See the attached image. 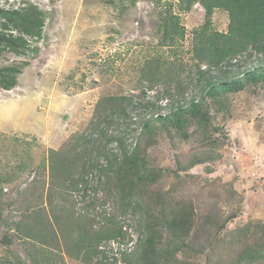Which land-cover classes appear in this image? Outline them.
I'll return each mask as SVG.
<instances>
[{
    "label": "rangeland",
    "instance_id": "1",
    "mask_svg": "<svg viewBox=\"0 0 264 264\" xmlns=\"http://www.w3.org/2000/svg\"><path fill=\"white\" fill-rule=\"evenodd\" d=\"M26 1L43 9L47 18L38 55L19 76L16 88L0 91V176L7 181L0 193V264L16 257L27 264H35L34 258L43 264V245L20 236L16 231L20 222L23 231L26 225L53 223L55 235L53 228L41 226L52 244L46 251L53 258H45V264H88L67 252L79 238L75 226L71 227L78 217L90 220L85 223L95 228L115 218L126 232L125 240L101 244L107 256L104 264H145L140 256L148 236L146 216L123 210L117 192L101 179L98 168L88 173L87 191H70V184L52 175L50 153L67 151L77 137L89 134L95 107L103 97H132V115L139 121L140 116L151 113L142 105L154 104L166 113L172 105L198 95L203 83L198 81L197 66L189 52L193 32L205 23V11L199 4L187 13L175 8L186 28V40L180 49L162 51L156 34L161 8L149 1L139 0L132 6L120 5L119 0H0V6L19 7ZM212 24L215 30L225 32L228 14L216 11ZM250 53L251 57L245 53L223 71L211 70L207 77L224 81L242 75L262 61L261 55ZM154 57L179 66L181 73L171 88L156 76L153 83L142 76L145 61ZM23 60L5 53L0 56V66ZM193 77L197 80L192 85ZM247 90L229 97L230 116L224 118L212 109L214 125L223 127L216 137H228L214 152L212 163L184 169L188 160L209 150L195 133L186 140L177 138L173 144L160 136L148 150L150 165L166 173L151 187L146 205L158 204V196L151 191H159L194 208L191 246L179 255L191 264H234L242 247L231 233L248 225H264V86L260 83ZM135 120L131 126L122 122L110 125L108 137L125 138L129 147L134 146L139 140ZM108 150L120 156L117 143L110 144ZM88 159L107 164L95 152ZM67 210L74 214L69 216ZM166 236L158 248L167 247ZM5 239L12 243L6 244Z\"/></svg>",
    "mask_w": 264,
    "mask_h": 264
},
{
    "label": "trees",
    "instance_id": "2",
    "mask_svg": "<svg viewBox=\"0 0 264 264\" xmlns=\"http://www.w3.org/2000/svg\"><path fill=\"white\" fill-rule=\"evenodd\" d=\"M139 0H119L120 5L129 3L136 5ZM161 8L156 34L160 50L175 51L183 47L187 31L182 24L179 13L190 12L193 6L199 4L205 11L204 25L193 32L190 56L197 66V77L203 83L200 93L193 96L189 102H179L170 107L168 112L163 113L157 105H142V108L150 109L148 117L132 115V97L107 96L101 98L94 110V118L89 125V134L77 137L74 146L67 151H52L50 153L52 175L57 176L63 183L70 184V191H87L88 173L94 168L100 172L101 179L112 185L119 198L123 210L131 213H140L148 223L145 226L148 235L143 240V250L140 260L145 264H191L180 259V254L186 252L191 244L189 237L195 226L196 214L192 205L176 198H166L161 192L151 191L154 197L158 196V204L146 205V196H151V187L157 186L166 171L162 168L152 167L149 161V148L154 145L161 136L169 143H175L177 138L188 139L192 134H197L203 145L209 150L195 155L188 160L184 169L191 170L200 165L212 163L215 160L214 152L223 145L226 137L216 134L223 130L220 125H214L212 109L226 118L229 113V97L247 89H255L261 83L264 86V0H146ZM216 11H224L228 14L229 24L225 32L213 28L212 16ZM47 13L38 5L29 1L19 7L0 6V56L11 53L24 58L21 63L0 66V91H11L17 87L19 76L30 65L39 52L38 44L44 37ZM262 56L259 65H255L242 75H235L232 79L211 81L207 76L211 70L223 71L232 67L233 62L245 53ZM206 68H205V67ZM142 76L146 81L157 80L171 88L177 83V77L181 70L173 62H167L163 57L149 58L145 61ZM197 80H190L192 85ZM204 81V82H203ZM153 83V82H152ZM178 85V84H177ZM178 87H180L178 85ZM248 91V90H247ZM136 119V120H135ZM139 119V118H138ZM138 121L139 140L129 147L126 139L118 136L108 137V128L116 123H125L127 126ZM191 128L193 131L191 132ZM96 136V137H94ZM117 143L121 148L120 156L112 154L108 146ZM92 146V147H91ZM107 161L106 165L98 161L91 163L88 159L90 153ZM179 165L183 167L182 163ZM180 168L182 170L183 168ZM7 182L0 176V193L2 186ZM63 198L66 196L62 194ZM151 199V198H148ZM156 199V198H155ZM69 216L73 211H68ZM82 217L77 222L71 223L79 233V238L74 240L67 248L70 256L91 264L97 261L104 264L107 256L100 249L103 242L112 239L127 238L115 218L107 219L100 223L97 228L94 224L87 225ZM149 218V219H148ZM3 215L0 205V224ZM56 222L59 220L56 217ZM23 223L16 224L17 232L30 240H39L43 245L42 263L46 259H52V253L46 251L51 244L48 236L42 234L45 226L56 230L53 223L46 222L26 225L23 231ZM73 226V227H74ZM55 232V233H54ZM235 241L238 240L242 247L234 264H254L264 262V225H248L242 230L232 232ZM169 242L166 248L157 246L167 237ZM70 236V235H69ZM54 238L53 240H57ZM6 244L12 242L5 239ZM53 249L52 247H50ZM35 264H40L38 259H33ZM95 260V261H94ZM2 264H27L19 257L9 261L6 259Z\"/></svg>",
    "mask_w": 264,
    "mask_h": 264
}]
</instances>
